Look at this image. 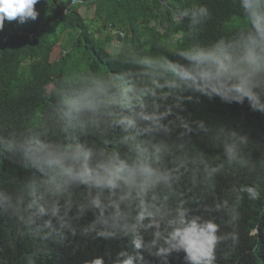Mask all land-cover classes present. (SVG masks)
<instances>
[{
	"label": "clouds",
	"instance_id": "9594fccd",
	"mask_svg": "<svg viewBox=\"0 0 264 264\" xmlns=\"http://www.w3.org/2000/svg\"><path fill=\"white\" fill-rule=\"evenodd\" d=\"M40 2L0 0V31L6 22L35 21ZM231 6L240 27L206 40L213 8L168 0L177 26L169 53L151 51L152 43L144 51L125 45L107 70L63 77L38 123L0 120V157L27 173L0 180V217L15 230L7 244L31 243L23 264H38L50 244L75 252L98 239L128 241L131 251L117 252L111 264H152L146 256L168 264L181 252L185 264H217L221 246L235 250L242 203L264 198V156L253 158L248 135L185 115L186 103L201 96L247 101L264 114V0ZM194 135L221 154L197 148ZM227 176L244 182L219 196L218 178ZM208 195L210 203L202 199ZM88 214L94 218L83 223Z\"/></svg>",
	"mask_w": 264,
	"mask_h": 264
},
{
	"label": "trees",
	"instance_id": "16d2710c",
	"mask_svg": "<svg viewBox=\"0 0 264 264\" xmlns=\"http://www.w3.org/2000/svg\"><path fill=\"white\" fill-rule=\"evenodd\" d=\"M168 0H41L35 8L39 16L35 21L20 24L6 22L0 31V120L17 123L30 120L38 123L48 107L47 101L67 74L81 69L107 70L106 60L118 55L125 45L144 51L152 43L151 51L169 53V34L176 30L172 13L167 11ZM191 0H176L185 4ZM213 8L216 19L203 39L214 40L228 30L240 27L230 19L236 11L231 0H199ZM118 30L123 37L114 38L109 32ZM116 39V40H115ZM118 42L119 49L111 53L107 44ZM159 45V46H156ZM57 50H59L57 54ZM170 58L178 57L169 54ZM47 97V99H46ZM185 115L193 120H203L212 126L224 125L249 136L253 142V158L264 156V114L251 110L247 101L243 105L225 103L219 97H198L186 103ZM90 142V138H88ZM193 144L207 155H220L221 150L208 146L206 139L197 136ZM84 142V138L82 141ZM9 175L23 179L27 173L12 164L7 157H0V180ZM243 177H220L217 183L219 196ZM211 202L210 195L202 198ZM195 206V205H194ZM237 231L240 243L235 250L221 246L217 264H264V198L245 201L240 207ZM94 217L88 214L82 221L89 223ZM220 221L217 214V222ZM225 231L228 229L225 228ZM15 235L12 222L0 217V261L4 264H23L22 257L31 253V243L16 241L15 250L7 244V233ZM47 256L38 264H87L97 256L111 264L115 254L129 250L128 241H88L76 249L67 244L49 245ZM184 253H173L168 264H185ZM152 264H160L146 256Z\"/></svg>",
	"mask_w": 264,
	"mask_h": 264
},
{
	"label": "rangeland",
	"instance_id": "374dc122",
	"mask_svg": "<svg viewBox=\"0 0 264 264\" xmlns=\"http://www.w3.org/2000/svg\"><path fill=\"white\" fill-rule=\"evenodd\" d=\"M109 34H111L113 36V34L111 32H109ZM114 37V36H113ZM115 38V37H114ZM116 40V39H115ZM107 49L111 52V53H116L119 49V44L118 42H111L107 44ZM59 50H57V54H58Z\"/></svg>",
	"mask_w": 264,
	"mask_h": 264
},
{
	"label": "built area",
	"instance_id": "2783aa9c",
	"mask_svg": "<svg viewBox=\"0 0 264 264\" xmlns=\"http://www.w3.org/2000/svg\"><path fill=\"white\" fill-rule=\"evenodd\" d=\"M112 34H113V36L115 37V38H118V37H123V36H121V32L120 31H118V30H112Z\"/></svg>",
	"mask_w": 264,
	"mask_h": 264
}]
</instances>
